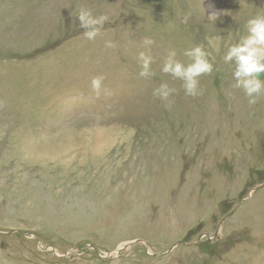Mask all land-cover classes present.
I'll return each instance as SVG.
<instances>
[{"label": "rangeland", "instance_id": "rangeland-1", "mask_svg": "<svg viewBox=\"0 0 264 264\" xmlns=\"http://www.w3.org/2000/svg\"><path fill=\"white\" fill-rule=\"evenodd\" d=\"M81 7L108 17L94 40ZM257 13L264 0H0V264H264V95L250 106L222 59ZM196 44L214 70L192 97L161 68Z\"/></svg>", "mask_w": 264, "mask_h": 264}, {"label": "clouds", "instance_id": "clouds-1", "mask_svg": "<svg viewBox=\"0 0 264 264\" xmlns=\"http://www.w3.org/2000/svg\"><path fill=\"white\" fill-rule=\"evenodd\" d=\"M209 18L216 21L217 14L209 15ZM76 19L79 21V27L84 29L83 35L94 40L103 29L105 22L108 21L106 15L96 16L90 8L81 7L77 13ZM220 36L208 37V45L219 51ZM145 51H139L136 60L140 68L138 75L141 78H151L155 75L152 70V64L155 58L151 55V46L154 41L151 38H143ZM111 42H106V47H112ZM177 51L170 49L163 62L161 71L173 79L182 81L184 93L187 96L197 97L203 94L199 87V78L206 74H211L214 70V58L211 53L205 49L203 44H196L183 52V55L189 58L188 63L177 59ZM223 62L232 69L233 87L243 91L248 98L249 105H255L258 98L264 95V14L257 13L247 19L245 24V34L235 43L227 46L226 52L222 56ZM105 77L103 75L94 76L91 79V87L97 97L103 92L104 95H111L112 92L103 86ZM176 92L175 88L163 82L155 88L153 95L163 101H169V98ZM171 102L166 105L170 107ZM134 134V129L132 130Z\"/></svg>", "mask_w": 264, "mask_h": 264}]
</instances>
